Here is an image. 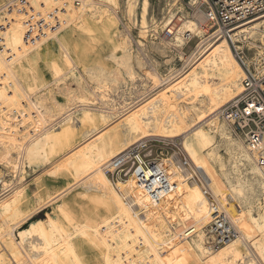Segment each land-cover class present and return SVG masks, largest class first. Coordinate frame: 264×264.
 Returning <instances> with one entry per match:
<instances>
[{"label": "bare ground", "instance_id": "1", "mask_svg": "<svg viewBox=\"0 0 264 264\" xmlns=\"http://www.w3.org/2000/svg\"><path fill=\"white\" fill-rule=\"evenodd\" d=\"M31 4L50 24L56 12L62 25L40 32L19 0L0 12V164L16 177L9 184L0 170V264H264V168L256 162L258 151L220 116L243 92L245 72L224 37L206 36L207 16L180 18L165 39L160 24L149 20L150 0H124L142 51L152 34L159 39L152 38L153 46L168 56L167 73L151 59L147 75L146 62L132 51V35L117 28L120 0ZM175 15L168 8L162 27L173 25ZM247 23L246 39L261 52L264 17ZM79 32L113 44L112 69L87 66L76 75L87 52L80 53ZM187 32L200 42L184 57L188 69H177L168 52L183 57ZM70 73L73 83L66 81ZM152 137L182 139L179 145L221 199L237 237L210 245L211 201L170 158L144 172L140 183L128 173L125 180L111 179L109 173L128 161V150ZM260 145L264 149V138ZM40 162L57 163L50 173L68 181L46 194V204L57 205L45 219L36 218L45 204L27 214L22 207L26 167ZM161 165L171 172L170 189L161 190ZM76 186L82 189L64 199ZM235 201L241 205L231 211Z\"/></svg>", "mask_w": 264, "mask_h": 264}, {"label": "built area", "instance_id": "2", "mask_svg": "<svg viewBox=\"0 0 264 264\" xmlns=\"http://www.w3.org/2000/svg\"><path fill=\"white\" fill-rule=\"evenodd\" d=\"M19 5L23 7L22 11L29 15L28 23L31 24L34 20L40 32L56 27H61V19L55 12L54 22L50 24L45 19L41 11H37L31 4V0H19ZM199 8L205 11L207 20L211 23L213 29L211 37H224L232 46L233 52L238 61L243 66L245 76L243 78V92L232 102L226 104L220 110V116L226 119L234 128L233 131L244 136V142L251 151H258L256 162L264 168V149L261 147V142L264 138V48H252L250 40L246 39L244 31L248 21L254 18L264 17V0H202L199 2ZM9 10L11 7L9 6ZM54 14V12H52ZM57 14V15H56ZM264 27V23H262ZM6 28L2 25V31ZM167 36L173 35V31L168 28ZM1 38V36H0ZM187 45L195 38L190 32L185 35ZM4 49V45H0ZM251 52L254 55H251ZM256 54L259 55L260 61L257 62ZM175 140L149 138L140 146H133L128 150V155L133 159V165L127 173L134 176L137 183H140L144 177V172L153 167H157L161 160H150L143 151L150 146H158L160 153L166 151L169 156V149L172 153L170 158L176 169L188 174V182H196L199 184L204 194L210 199L212 205V220L207 226V232L210 237L207 240L210 245L215 247L226 244L231 239L239 235L237 227L233 224L221 199L213 193L212 189L207 185L206 179L201 171L191 163L187 154L183 151L180 145L174 144ZM170 144L174 146H170ZM163 172L161 177L165 178L164 187L170 189V185H166L168 179L171 178V172L161 165ZM163 174V175H162ZM114 180V179H113ZM115 181V180H114ZM168 190L166 194L170 193ZM150 199L153 201V196L147 191ZM160 198L159 200H162ZM234 206H231V211H236L240 206L238 201H235ZM239 210V209H238Z\"/></svg>", "mask_w": 264, "mask_h": 264}, {"label": "rangeland", "instance_id": "3", "mask_svg": "<svg viewBox=\"0 0 264 264\" xmlns=\"http://www.w3.org/2000/svg\"><path fill=\"white\" fill-rule=\"evenodd\" d=\"M13 2H15V0H0V9H1L0 12H2L3 9H6V7L8 5H10V3H13ZM123 2H124V0H120L121 4H120L119 8L117 9V14L116 13L114 14V16H118V17H116L117 18V28L121 29L122 31H124L128 35H132V36H130L132 39V44H133L132 45V51L135 54H140L141 57L143 58V60L146 62V64H145L146 67H145V70H143V73L148 75L149 74L148 70L152 69V66L149 64L151 59L157 60L159 65L156 68L160 73H163V74L167 73L168 71L166 70L167 65H166L165 60L167 59L168 56H166L159 49H157L156 47L153 46L154 44H153L152 38H155V40L157 42H159V39H157V35L153 36L152 34H150L148 40L146 41L148 46L146 47L145 51L144 50L142 51V49L140 48V45L138 44V40L141 39L140 34H139V28L137 25H134L133 22L130 21V19L125 15ZM199 2H201V0L198 1V4L192 3V0H175V1L174 0H150L149 20L152 23L151 18H154V20L160 24V26H158V34L165 39H169L170 36L166 35L167 29L171 28V27L174 28L175 26H177L179 24V22H181V20H179L180 18L182 19V18H185L186 16H189V17H192L195 19H200L202 17L201 16L202 14L205 15V11H202L199 8ZM170 3L171 4L176 3L177 5H175L174 7H171V6H169ZM178 7H180L181 9H178ZM168 8L169 9L172 8L173 11L176 13V15L174 17L173 25L165 28V27H162V25H163L162 21L168 13ZM139 11H140V9H139ZM199 11H201V12H199ZM208 25L210 27L211 23L208 22ZM212 31H213V29H211V27H210L206 36L207 37L209 36L211 38ZM87 35L88 34H86V33H83V35H80V32L76 35V37H78L80 39L79 40L80 44H81V47L79 48L80 53L84 52V51H82V49L84 47H85V50H87V52H88V53L86 52V55L84 56L83 64H79V68H78L79 70H76V72H75L78 77H80L82 75L83 67L101 65L103 67L107 66L109 69H112L115 66L114 61L109 56L112 52L113 44L111 42H109V40H106V39H104V40L100 39V43H99V39H97V40L93 39L94 40L93 41L90 39V36H87ZM199 42H200V38L195 36V38L188 45H186L184 47V51H183L184 54H182L183 55L182 58L176 52L174 53L171 50H169L168 54L174 55L173 66H175L177 69L182 68V69L187 70L189 65L186 64L184 57H185V55H190L192 53V51L197 47ZM230 47H231V45H230ZM142 52H144V53H142ZM251 55H254V53L251 52ZM74 57L76 58L75 61L77 62L78 58L76 57L75 53H74ZM40 64L41 65L45 64V61L40 60ZM48 76H50V75L46 74V77L49 80ZM66 77H67L66 78L67 82H69V83L74 82V78H73L71 73L68 74V76H66ZM52 87H54V88L56 87L54 83H53ZM125 90L126 89H123L122 92H124ZM127 92H129L128 88H127ZM231 127H232V129L234 128L232 125H231ZM233 134H235V136L238 135L244 141V136L242 134H239V133L236 134L234 131H233ZM152 138H155V137H152ZM181 142H182V139L178 138V139H176V141H174V144L179 145V144H181ZM148 144L149 145L143 151L142 156L145 155L150 160H156V159L162 160L163 158H168L170 156V154L172 153V150L169 149V156H168V154H166L167 153L166 151H164V153L161 154L160 148L158 146H150V143H148ZM170 146H174V145L170 144ZM245 146H246V144H245ZM221 149L223 152H225L224 146H222ZM56 164L57 163H55V165ZM55 165L54 164L52 165L51 162L45 163V164H42L40 162V163H37L31 167H29V166L26 167V172H25V176H24L25 177L24 178L25 179L24 180V183H25L24 187H25L26 193L24 196L25 200L23 199V201H22V207H23L24 211L26 212V214L31 212L32 209L39 208L41 205L45 204L44 206H42L43 209L36 216V218L39 217V218L45 219L49 215H51V216L55 215L54 207L57 205V202L55 201L53 204H50V203L46 204L48 199L45 196L48 192L54 193L59 188H64V186H66L68 183V181L65 178L60 177V176H55L52 173H50L49 169L54 168ZM132 165H133V159H131V156H129L128 161L125 164H123L122 166L118 167L114 172L109 173V176L111 177L112 180L114 179L115 182H118L119 179L125 180L127 178V172L130 170ZM0 170L4 173L5 179L9 180L8 183L9 182L12 183L13 181L16 180V177L14 178L13 175H11L9 170L4 165L0 164ZM128 174L131 175V173H128ZM52 175H53V177H52ZM11 183H9V184H11ZM81 189H82L81 186H76L70 192H68V191L65 192L67 194L63 193L64 194V195L62 194L63 198L67 199V198L71 197V195H73L74 192H76L77 190H81ZM1 191H2V188L0 186V192ZM36 194H40V195L44 196L42 201H39L36 198ZM56 194L57 193H55L54 195H56ZM38 203H39V205H38ZM239 204L241 205L240 202H239ZM45 206H47V207L45 208ZM88 254L91 256V254L89 252H88Z\"/></svg>", "mask_w": 264, "mask_h": 264}]
</instances>
